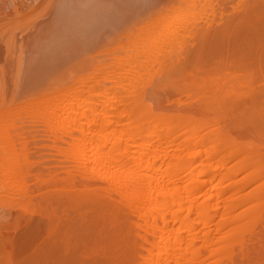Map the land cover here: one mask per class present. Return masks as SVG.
<instances>
[{
	"label": "bare ground",
	"instance_id": "1",
	"mask_svg": "<svg viewBox=\"0 0 264 264\" xmlns=\"http://www.w3.org/2000/svg\"><path fill=\"white\" fill-rule=\"evenodd\" d=\"M0 264H264V0H0Z\"/></svg>",
	"mask_w": 264,
	"mask_h": 264
}]
</instances>
